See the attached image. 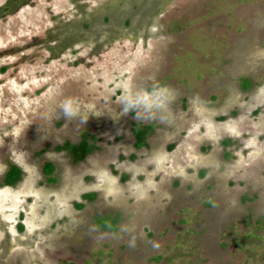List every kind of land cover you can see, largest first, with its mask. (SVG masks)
Masks as SVG:
<instances>
[{"label": "rangeland", "instance_id": "rangeland-1", "mask_svg": "<svg viewBox=\"0 0 264 264\" xmlns=\"http://www.w3.org/2000/svg\"><path fill=\"white\" fill-rule=\"evenodd\" d=\"M69 263L264 264V0H0V264Z\"/></svg>", "mask_w": 264, "mask_h": 264}, {"label": "trees", "instance_id": "trees-1", "mask_svg": "<svg viewBox=\"0 0 264 264\" xmlns=\"http://www.w3.org/2000/svg\"><path fill=\"white\" fill-rule=\"evenodd\" d=\"M131 131L135 139L134 147L136 149H139L141 147H148L147 137L152 131L151 125H144L142 127H138L136 126L135 123H132ZM98 141L99 139L98 137H96V135L89 134L88 132L84 131L81 133L78 142L72 143L69 140H65L62 143L55 145L53 147V150L58 152L64 151L66 155L69 157L71 163L77 164L79 162H82L87 155L93 153L95 150L99 148L97 145ZM54 170H55V166L52 162L46 161L43 163L42 171L47 176V180L49 182H54L56 180V178L53 176ZM21 176H22L21 169L17 165L10 163L3 177L2 184L15 185L21 179ZM85 195L87 200H93L96 197V193L94 192L87 193ZM115 229L116 227L114 226L112 230Z\"/></svg>", "mask_w": 264, "mask_h": 264}, {"label": "clouds", "instance_id": "clouds-1", "mask_svg": "<svg viewBox=\"0 0 264 264\" xmlns=\"http://www.w3.org/2000/svg\"><path fill=\"white\" fill-rule=\"evenodd\" d=\"M65 112L66 114H71V110L68 108V106H65ZM158 246V245H156Z\"/></svg>", "mask_w": 264, "mask_h": 264}, {"label": "flooded vegetation", "instance_id": "flooded-vegetation-1", "mask_svg": "<svg viewBox=\"0 0 264 264\" xmlns=\"http://www.w3.org/2000/svg\"><path fill=\"white\" fill-rule=\"evenodd\" d=\"M19 181H20V180H19ZM19 181H18V182H19ZM18 182H17V183H18ZM17 183H16V184H17Z\"/></svg>", "mask_w": 264, "mask_h": 264}]
</instances>
